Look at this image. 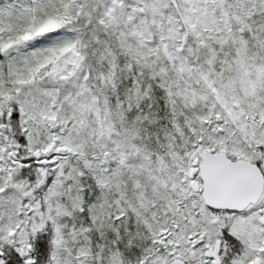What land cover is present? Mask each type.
<instances>
[{"label":"snow or ice","instance_id":"1","mask_svg":"<svg viewBox=\"0 0 264 264\" xmlns=\"http://www.w3.org/2000/svg\"><path fill=\"white\" fill-rule=\"evenodd\" d=\"M0 264H264V0H0Z\"/></svg>","mask_w":264,"mask_h":264}]
</instances>
